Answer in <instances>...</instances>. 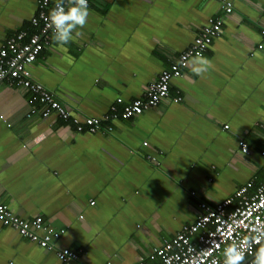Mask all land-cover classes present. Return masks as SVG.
<instances>
[{
    "label": "crops",
    "instance_id": "1",
    "mask_svg": "<svg viewBox=\"0 0 264 264\" xmlns=\"http://www.w3.org/2000/svg\"><path fill=\"white\" fill-rule=\"evenodd\" d=\"M88 4L82 35L64 47L51 36L27 67L70 119L43 117L29 90L0 81V204L62 231L41 249L0 224V264H137L190 224L200 202L264 182V0H231L228 14L212 0ZM36 13L33 0H0V46L18 32L37 33ZM208 17L222 22L202 54L212 62L206 74H193L191 58L155 107L103 120L97 133L76 132L74 121L103 119L120 108L116 99L139 98ZM64 248L78 260L60 262L55 250Z\"/></svg>",
    "mask_w": 264,
    "mask_h": 264
},
{
    "label": "built area",
    "instance_id": "2",
    "mask_svg": "<svg viewBox=\"0 0 264 264\" xmlns=\"http://www.w3.org/2000/svg\"><path fill=\"white\" fill-rule=\"evenodd\" d=\"M37 13L30 19L31 25L37 29V33L26 35L18 32L8 38L0 46V81L11 80L15 85H22L30 91V102L36 108L42 107L41 115L46 117L53 112L62 121L70 119L71 113L68 107L62 105L48 91L38 83H33L29 77L27 67L32 64L42 52L53 31L49 26V13L54 8L48 0H33ZM218 7L228 14L231 11V0H212ZM89 3V0H88ZM65 8L69 7L65 0ZM220 17H208L206 26L194 37L191 45L187 47L173 62L168 70H164L151 82L145 92L127 104H121L116 99L115 106L110 108V114L103 119L84 118L82 122H75L77 133L86 131L97 133L100 130V122L107 119L128 120L141 115L143 112L155 107L158 102L168 97L169 84L182 74L181 69L186 67L189 59L197 54L202 55L213 39L221 32ZM264 42V29L261 30ZM262 48V43L257 49ZM180 97L173 98V102H179ZM31 111H34L32 109ZM110 130V128H107ZM227 129V125H223ZM146 146V143H142ZM240 153L247 155V145L238 141ZM261 158V168L264 170V149L258 153ZM193 195V193H190ZM92 205V202L89 203ZM198 213L194 220L183 225L170 239L164 241L159 247L152 250L146 258H140L137 264H223L224 250L232 243H241L245 238L256 235L255 230L264 231V182L254 185L252 179L239 186L230 197L209 205L200 202ZM0 224L11 228L29 242L35 243L41 249L52 248V242L56 241L60 231H53L43 224L40 217L25 220L14 216L11 211L0 204ZM261 243H264L262 241ZM260 245L253 244L252 252ZM77 252L64 249L55 250V257L60 262H73L78 260ZM253 259L252 253L247 254L249 264Z\"/></svg>",
    "mask_w": 264,
    "mask_h": 264
},
{
    "label": "clouds",
    "instance_id": "3",
    "mask_svg": "<svg viewBox=\"0 0 264 264\" xmlns=\"http://www.w3.org/2000/svg\"><path fill=\"white\" fill-rule=\"evenodd\" d=\"M67 2L70 6L65 8V0H55V6L49 13L52 39L61 47L82 35L81 30L88 23L90 15L88 0H67ZM190 63L193 74L201 77L212 67V62L200 54L193 57ZM255 231V236L245 238L239 244L232 243L224 250L223 264H249L247 254L250 252L253 256L251 264H264V243H261L264 241V231L258 229ZM253 244L260 245L255 252H252Z\"/></svg>",
    "mask_w": 264,
    "mask_h": 264
},
{
    "label": "bare ground",
    "instance_id": "4",
    "mask_svg": "<svg viewBox=\"0 0 264 264\" xmlns=\"http://www.w3.org/2000/svg\"><path fill=\"white\" fill-rule=\"evenodd\" d=\"M169 66V65H168ZM170 94V93H169Z\"/></svg>",
    "mask_w": 264,
    "mask_h": 264
}]
</instances>
